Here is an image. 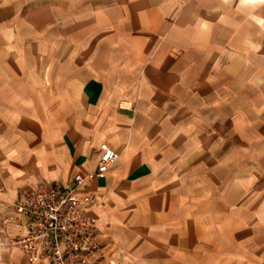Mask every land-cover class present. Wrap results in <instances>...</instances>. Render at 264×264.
I'll list each match as a JSON object with an SVG mask.
<instances>
[{
    "label": "crops",
    "instance_id": "0c3cea01",
    "mask_svg": "<svg viewBox=\"0 0 264 264\" xmlns=\"http://www.w3.org/2000/svg\"><path fill=\"white\" fill-rule=\"evenodd\" d=\"M101 144L93 264H264V0H0V264L19 192Z\"/></svg>",
    "mask_w": 264,
    "mask_h": 264
},
{
    "label": "built area",
    "instance_id": "2783aa9c",
    "mask_svg": "<svg viewBox=\"0 0 264 264\" xmlns=\"http://www.w3.org/2000/svg\"><path fill=\"white\" fill-rule=\"evenodd\" d=\"M118 106L131 107L128 102ZM99 150L93 174L76 173L68 185L29 183L12 202L14 216L9 221L14 234L7 245L17 248L26 264H93L98 257L96 219L90 213L93 200L77 190L93 177H102L117 159L106 144Z\"/></svg>",
    "mask_w": 264,
    "mask_h": 264
},
{
    "label": "rangeland",
    "instance_id": "374dc122",
    "mask_svg": "<svg viewBox=\"0 0 264 264\" xmlns=\"http://www.w3.org/2000/svg\"><path fill=\"white\" fill-rule=\"evenodd\" d=\"M2 242H0V247H2L3 244H1ZM117 255H113L110 259V261H113L114 264H124V261H119ZM120 260L122 259L121 257L119 258ZM0 261H1V258H0ZM113 263H108L107 264H113Z\"/></svg>",
    "mask_w": 264,
    "mask_h": 264
}]
</instances>
